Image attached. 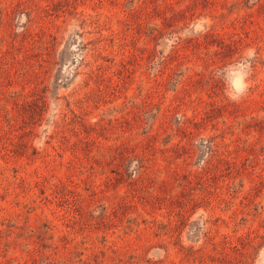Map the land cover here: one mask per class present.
<instances>
[{"label":"rangeland","instance_id":"1","mask_svg":"<svg viewBox=\"0 0 264 264\" xmlns=\"http://www.w3.org/2000/svg\"><path fill=\"white\" fill-rule=\"evenodd\" d=\"M0 264H264V0H0Z\"/></svg>","mask_w":264,"mask_h":264},{"label":"clouds","instance_id":"2","mask_svg":"<svg viewBox=\"0 0 264 264\" xmlns=\"http://www.w3.org/2000/svg\"><path fill=\"white\" fill-rule=\"evenodd\" d=\"M249 84L245 77H241L239 83L235 86L233 91L229 93V99L233 102H238L247 92Z\"/></svg>","mask_w":264,"mask_h":264},{"label":"trees","instance_id":"3","mask_svg":"<svg viewBox=\"0 0 264 264\" xmlns=\"http://www.w3.org/2000/svg\"><path fill=\"white\" fill-rule=\"evenodd\" d=\"M144 164H138L136 169L134 170L135 173H137L138 176H142L143 172H144Z\"/></svg>","mask_w":264,"mask_h":264}]
</instances>
